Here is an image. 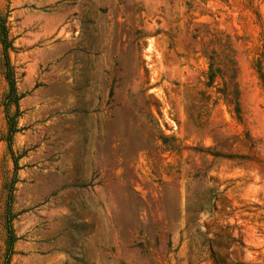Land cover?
<instances>
[{"label":"rangeland","instance_id":"374dc122","mask_svg":"<svg viewBox=\"0 0 264 264\" xmlns=\"http://www.w3.org/2000/svg\"><path fill=\"white\" fill-rule=\"evenodd\" d=\"M0 21V264H264V0Z\"/></svg>","mask_w":264,"mask_h":264},{"label":"trees","instance_id":"16d2710c","mask_svg":"<svg viewBox=\"0 0 264 264\" xmlns=\"http://www.w3.org/2000/svg\"><path fill=\"white\" fill-rule=\"evenodd\" d=\"M0 38H1V42H2L3 48H4V56H5V60H6V66H7L8 70H9V72H8V80H9L10 86H11L10 96L11 97H15V83H14V79H13V77L11 75L10 62H9V57H8V54H7V49L9 48L8 33H7V29H6L5 25L3 23H1V21H0ZM10 127H11L10 134L16 132V125H15L14 122H10Z\"/></svg>","mask_w":264,"mask_h":264}]
</instances>
